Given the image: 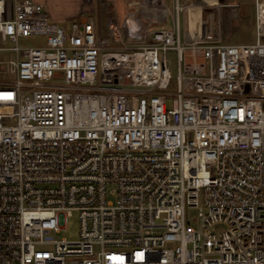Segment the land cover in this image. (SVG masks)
Listing matches in <instances>:
<instances>
[{
  "label": "built area",
  "instance_id": "2783aa9c",
  "mask_svg": "<svg viewBox=\"0 0 264 264\" xmlns=\"http://www.w3.org/2000/svg\"><path fill=\"white\" fill-rule=\"evenodd\" d=\"M138 4L167 22L161 0ZM254 6L255 41L230 44L183 39L180 0L172 29L129 19L126 39L0 0V264H264V0ZM74 214L78 239L60 238Z\"/></svg>",
  "mask_w": 264,
  "mask_h": 264
},
{
  "label": "rangeland",
  "instance_id": "374dc122",
  "mask_svg": "<svg viewBox=\"0 0 264 264\" xmlns=\"http://www.w3.org/2000/svg\"><path fill=\"white\" fill-rule=\"evenodd\" d=\"M40 3H44L48 9V13L51 15V21L57 24L56 20L67 19L73 17L76 13L83 9H87L83 17L92 16L95 20L96 26L98 28L99 35L101 33L108 34V26L106 22V12L108 8L113 5L112 0H35ZM169 8L168 19L166 25H155V29L169 30L174 26V0H161ZM211 0H180L181 8L183 11L180 13V25H181V35L188 33L190 31L189 21H188V9L190 8H200V14L203 15L204 20H206L208 14H214L218 19L219 26L218 31L221 32L222 41L230 44H243L252 43L255 39L254 29L248 26L246 20L237 17V12L241 13L246 7H252L254 0H216L213 3H208ZM122 0H116V3H121ZM217 4L216 6L214 4ZM209 15V16H210ZM212 16V15H211ZM210 18L212 19V17ZM201 18V17H200ZM239 18V19H238ZM215 19V20H216ZM80 19H72L71 23H78ZM211 21V20H210ZM207 22V20H206ZM69 23V25L71 24ZM200 23V22H199ZM140 25V23H139ZM194 35V33H193ZM226 38V39H225ZM167 58L171 61V71L174 76L177 74V56L174 51H168L166 54ZM190 57L188 56L187 62L190 64ZM4 73L2 65L0 64V82L3 80ZM6 79L10 81L12 79L11 75H6ZM176 89V85L172 86V90ZM197 218V210L190 209L188 211V220L191 224L195 225ZM79 219L78 215L74 214L73 217L69 219L66 224L65 230L59 236L60 238H65L69 241H75L79 237Z\"/></svg>",
  "mask_w": 264,
  "mask_h": 264
},
{
  "label": "crops",
  "instance_id": "0c3cea01",
  "mask_svg": "<svg viewBox=\"0 0 264 264\" xmlns=\"http://www.w3.org/2000/svg\"><path fill=\"white\" fill-rule=\"evenodd\" d=\"M214 1H216V0H211V1H207V2L213 3ZM138 2H139V0H122V2H121L122 4H120V3H116V0H114L113 5H111L108 8L109 9L108 12H106V22H107L109 33L108 34L101 33L102 36H100V35L99 36L107 38V39H126L123 28L125 27V21L126 20L128 21L129 19L133 25L135 24L136 27L141 28V29L146 28L150 25L152 30H160V29H155L154 26L155 25H162L163 26V25L167 24V22L161 23V22H157V21L156 22L152 21L151 20L152 15H150L151 14L150 11H148V9L145 7H140ZM162 2L164 3V1H162ZM214 5L216 6L217 4L215 3ZM251 5H252V7H246V9L242 10L241 13L237 12L236 15H237V17L246 20L248 23V26L250 28L254 29L255 37L251 38V39H256L254 1ZM47 11H48V9H47ZM86 11H89V10L83 9L80 12L76 13L73 17H70L67 19H61V20L55 19V21H57V24L60 26H63L65 28H70L71 25L74 24L73 22L71 23L72 19L75 18V19L81 20ZM199 11H200V8H195V7L188 9V15H189L188 21H189L190 31L188 33H186V32L184 33L183 39H196V38H198L204 34H207V33H214V34L218 35L220 37V39H222V37L220 35L221 32L218 31L219 26H217V24H216V21L218 20V19H216L217 17L213 13L211 14L212 16L210 14H208L207 18H206V20H207V22H206V20H204V18H203V15H201L202 13L200 14L201 18L199 17ZM209 15L212 17V19L210 18ZM50 17H51V15H50ZM89 17H92V16H89ZM150 22H151V24H150ZM69 23H71V24L69 25ZM139 23H140V25H139ZM217 23H219V22L217 21ZM112 25L114 27H112ZM97 30H98V28H97ZM193 33H194V35H193ZM98 34H99V32H98Z\"/></svg>",
  "mask_w": 264,
  "mask_h": 264
},
{
  "label": "bare ground",
  "instance_id": "6f19581e",
  "mask_svg": "<svg viewBox=\"0 0 264 264\" xmlns=\"http://www.w3.org/2000/svg\"><path fill=\"white\" fill-rule=\"evenodd\" d=\"M133 15V14H132ZM151 15V14H150ZM147 16V15H146ZM152 18V17H151Z\"/></svg>",
  "mask_w": 264,
  "mask_h": 264
}]
</instances>
